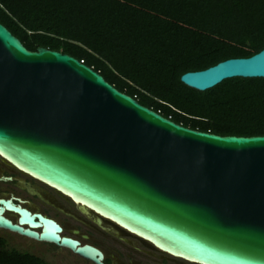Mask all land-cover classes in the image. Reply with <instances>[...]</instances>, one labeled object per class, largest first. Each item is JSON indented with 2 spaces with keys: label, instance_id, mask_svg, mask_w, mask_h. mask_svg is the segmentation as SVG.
Returning a JSON list of instances; mask_svg holds the SVG:
<instances>
[{
  "label": "water",
  "instance_id": "1",
  "mask_svg": "<svg viewBox=\"0 0 264 264\" xmlns=\"http://www.w3.org/2000/svg\"><path fill=\"white\" fill-rule=\"evenodd\" d=\"M232 77H264V47L180 80L203 91ZM0 154L102 215L89 218L112 220L174 257L264 264V135L175 123L75 57L27 49L1 23ZM0 228L105 264L99 248L9 199H0Z\"/></svg>",
  "mask_w": 264,
  "mask_h": 264
},
{
  "label": "trees",
  "instance_id": "2",
  "mask_svg": "<svg viewBox=\"0 0 264 264\" xmlns=\"http://www.w3.org/2000/svg\"><path fill=\"white\" fill-rule=\"evenodd\" d=\"M0 23L29 50L69 54L119 91L191 129L264 135V77L200 91L187 71L264 47V0H0ZM0 264H55L0 236Z\"/></svg>",
  "mask_w": 264,
  "mask_h": 264
},
{
  "label": "flooded vegetation",
  "instance_id": "3",
  "mask_svg": "<svg viewBox=\"0 0 264 264\" xmlns=\"http://www.w3.org/2000/svg\"><path fill=\"white\" fill-rule=\"evenodd\" d=\"M0 199H9L13 204L19 205L30 212L42 213L55 219L63 227L65 235L76 238L81 243H89L99 248L103 252L105 264H196L161 251L151 242L130 233V231L118 226L112 220L102 218L101 223L96 222L88 216L102 215L82 211V203L75 202L69 196L22 172L6 158L2 157L1 154ZM4 215L14 222L18 216L16 212L8 210L4 212ZM56 216H64L75 221L79 226L85 227V233L80 231L79 226L74 229H68ZM0 230L23 238L26 241H34L5 229L0 228ZM93 231L109 239L110 243L103 246L97 241H89L87 234ZM0 236L6 239L7 244L10 242L7 236L1 234ZM8 245L17 248L14 245ZM134 253L139 254L145 261H138L133 256Z\"/></svg>",
  "mask_w": 264,
  "mask_h": 264
},
{
  "label": "rangeland",
  "instance_id": "4",
  "mask_svg": "<svg viewBox=\"0 0 264 264\" xmlns=\"http://www.w3.org/2000/svg\"><path fill=\"white\" fill-rule=\"evenodd\" d=\"M52 212V211H51ZM53 213V212H52ZM59 221L63 222V225L66 226L68 229H74L75 227L79 226L78 223L72 221L71 219L65 218L64 216H56ZM80 231L85 233V227L79 226ZM0 234L7 236L9 239L10 245L16 246L20 250L28 251L30 253H34L36 255L41 256L46 261L55 263V264H92L89 261L80 258L79 256L75 255L71 251L64 249V248H56L55 245L49 243H43L38 241H26L23 238L16 237L6 231L0 230ZM87 234V233H86ZM89 241H97L101 243V245L105 246L110 243V240L96 234L94 231L89 232L88 234ZM26 249V250H25ZM133 256L138 261L144 262L145 260L141 258L139 254L134 253Z\"/></svg>",
  "mask_w": 264,
  "mask_h": 264
},
{
  "label": "bare ground",
  "instance_id": "5",
  "mask_svg": "<svg viewBox=\"0 0 264 264\" xmlns=\"http://www.w3.org/2000/svg\"><path fill=\"white\" fill-rule=\"evenodd\" d=\"M75 202H77V203H82V202H80V201H78V200H74ZM88 209V208H87ZM89 212V211H88ZM146 240V239H145ZM148 241V240H147ZM150 242V241H149ZM152 243V242H151ZM153 244V243H152Z\"/></svg>",
  "mask_w": 264,
  "mask_h": 264
}]
</instances>
